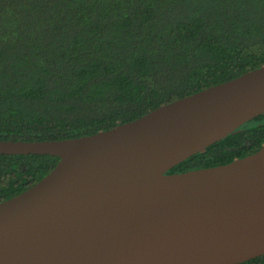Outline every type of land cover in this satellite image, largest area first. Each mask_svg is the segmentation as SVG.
Segmentation results:
<instances>
[{
	"label": "water",
	"instance_id": "obj_1",
	"mask_svg": "<svg viewBox=\"0 0 264 264\" xmlns=\"http://www.w3.org/2000/svg\"><path fill=\"white\" fill-rule=\"evenodd\" d=\"M264 112V65L93 134L0 140L54 167L0 201V264H238L264 254V143L168 173Z\"/></svg>",
	"mask_w": 264,
	"mask_h": 264
},
{
	"label": "trees",
	"instance_id": "obj_2",
	"mask_svg": "<svg viewBox=\"0 0 264 264\" xmlns=\"http://www.w3.org/2000/svg\"><path fill=\"white\" fill-rule=\"evenodd\" d=\"M262 65L264 0H0V140L93 134ZM262 143L264 112L168 173ZM58 159L0 154V201Z\"/></svg>",
	"mask_w": 264,
	"mask_h": 264
}]
</instances>
